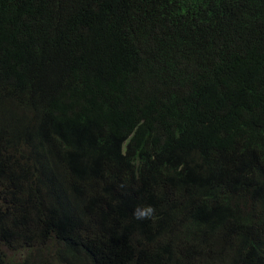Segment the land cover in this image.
<instances>
[{
    "label": "trees",
    "instance_id": "16d2710c",
    "mask_svg": "<svg viewBox=\"0 0 264 264\" xmlns=\"http://www.w3.org/2000/svg\"><path fill=\"white\" fill-rule=\"evenodd\" d=\"M0 264H264V0H0Z\"/></svg>",
    "mask_w": 264,
    "mask_h": 264
},
{
    "label": "clouds",
    "instance_id": "9594fccd",
    "mask_svg": "<svg viewBox=\"0 0 264 264\" xmlns=\"http://www.w3.org/2000/svg\"><path fill=\"white\" fill-rule=\"evenodd\" d=\"M162 46H163L164 51H165V57H172L177 63H179L181 65V73L179 75L181 80L179 83L185 85L186 87L198 90V86L200 83L199 82V76H200L201 68L198 71L191 70L188 68V66L185 63V56L187 54H189V38L180 37L177 39L173 38L171 40V38L166 37L164 34V40L162 42ZM106 47H107V50H109V52L107 54L108 59L109 60L115 59L113 46L110 44V45H106ZM190 58L194 62L200 64V58L201 57L198 58V57H195V56L190 54ZM116 62H117V60H116ZM67 64H68V58L66 57L65 61L63 63V66H66ZM91 78H92V67L90 65V66L86 67L82 72L78 73L77 77L71 81V84L73 85V88H74V92H73L72 97L69 100V106H68V109H69V112L71 115L74 114V115H81L82 116L83 110L78 109L77 96L86 87V83L91 82ZM65 81H66L65 78H63L61 76V80H60L59 84L53 85L52 87H46L49 98H53V97L57 98L56 102L54 104L52 103V105H55V110L56 111L59 110L60 112H62V114H63L64 102L59 97V88H60L61 84ZM108 94H110V93H107L103 97H101V99L98 101V106H92L88 110L89 111H97L102 118H110L111 119L109 112L105 111V109L101 105V102L104 100V98ZM20 96L21 97H29L31 99L29 91L24 92V90H22L20 93ZM72 98L75 99V103L71 105L70 102L73 101ZM50 107H51V109H53L52 106H50ZM201 119L203 122H212L214 117L213 116L205 117L204 115H202ZM138 145L139 144L133 145L131 151L136 150L138 148ZM125 148H126V146H123V152H125ZM150 158H151V156H149L148 158H146L144 160L146 167L148 166ZM146 167H145V169H146ZM154 213H155V209L151 205H142V206H137V208L134 209L133 216L136 219L143 220V219L152 218Z\"/></svg>",
    "mask_w": 264,
    "mask_h": 264
}]
</instances>
